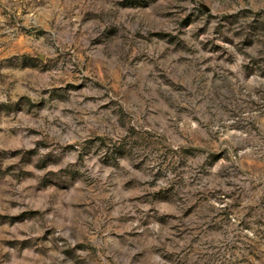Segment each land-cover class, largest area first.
Listing matches in <instances>:
<instances>
[{
  "label": "rangeland",
  "instance_id": "1",
  "mask_svg": "<svg viewBox=\"0 0 264 264\" xmlns=\"http://www.w3.org/2000/svg\"><path fill=\"white\" fill-rule=\"evenodd\" d=\"M0 264H264V0H0Z\"/></svg>",
  "mask_w": 264,
  "mask_h": 264
}]
</instances>
